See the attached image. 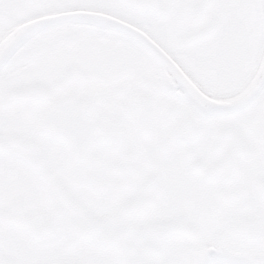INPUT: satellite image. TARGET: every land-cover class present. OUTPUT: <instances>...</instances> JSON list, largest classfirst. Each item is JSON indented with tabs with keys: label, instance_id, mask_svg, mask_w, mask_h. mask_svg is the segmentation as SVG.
Masks as SVG:
<instances>
[{
	"label": "snow or ice",
	"instance_id": "obj_1",
	"mask_svg": "<svg viewBox=\"0 0 264 264\" xmlns=\"http://www.w3.org/2000/svg\"><path fill=\"white\" fill-rule=\"evenodd\" d=\"M0 264H264V0H0Z\"/></svg>",
	"mask_w": 264,
	"mask_h": 264
}]
</instances>
